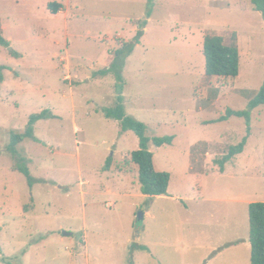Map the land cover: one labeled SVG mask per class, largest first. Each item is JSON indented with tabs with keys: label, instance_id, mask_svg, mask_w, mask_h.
Wrapping results in <instances>:
<instances>
[{
	"label": "rangeland",
	"instance_id": "obj_1",
	"mask_svg": "<svg viewBox=\"0 0 264 264\" xmlns=\"http://www.w3.org/2000/svg\"><path fill=\"white\" fill-rule=\"evenodd\" d=\"M139 21L121 78L100 76ZM227 32L240 75L208 78L204 37ZM0 34V264H251L249 205L264 203V106L250 107L264 85V19L252 0H0ZM121 94L148 138L174 137L149 145L171 175L165 197L142 195L139 139L103 113ZM44 111L55 118L10 153L11 135ZM248 131L225 174H207Z\"/></svg>",
	"mask_w": 264,
	"mask_h": 264
},
{
	"label": "trees",
	"instance_id": "obj_2",
	"mask_svg": "<svg viewBox=\"0 0 264 264\" xmlns=\"http://www.w3.org/2000/svg\"><path fill=\"white\" fill-rule=\"evenodd\" d=\"M253 9L260 13L264 19V0H252ZM54 7H57L55 5ZM147 21L138 22L139 31L136 37L129 43L124 44V48L118 52L111 68L98 73L100 76H106L109 73L117 72L118 78H121V72L125 68L127 58L134 52L137 45H140L141 39L145 34ZM0 44L9 48L10 42L0 34ZM14 56L19 54L12 52ZM203 54L205 57V73L208 78H217L225 80H233L240 75V48L238 35L236 32H227L225 36L207 34L204 37ZM119 56V57H118ZM4 68L0 66V71ZM0 80H3L1 75ZM219 92V91H218ZM216 95L217 92H216ZM264 106V85L251 101V110ZM104 115L108 119H113L120 123L121 132H134L139 139V150L130 153V161L138 170V178L141 186V193L148 198H157L168 195L171 183V175L167 172H160L156 169L154 163V154L150 151L149 145L152 144L156 148L171 145L174 137L153 138L147 137L148 126L135 118L128 116L124 109L122 94L118 97L116 106L105 109ZM250 118L249 112L229 111L227 117ZM55 118L48 111L35 114L30 117L27 130L24 134L13 133L10 137L8 151L16 154L18 146L25 139L37 140L35 137L34 125L40 120ZM226 117H222L218 122H223ZM249 125V123H248ZM249 131L242 142L236 146L230 147L229 152L221 160L214 161L219 166L220 173H224L226 164L230 163L236 156L243 153ZM111 160L106 166V170L110 169ZM29 179L32 186L30 172L26 169H19ZM249 241L251 245V264H264V203H251L249 205Z\"/></svg>",
	"mask_w": 264,
	"mask_h": 264
},
{
	"label": "crops",
	"instance_id": "obj_3",
	"mask_svg": "<svg viewBox=\"0 0 264 264\" xmlns=\"http://www.w3.org/2000/svg\"><path fill=\"white\" fill-rule=\"evenodd\" d=\"M192 173V172H191ZM207 174H212V175H218V174H220V175H223V174H225V172L224 173H218V172H216V171H212L211 173H207ZM207 174H200V175H203V176H206ZM243 174H244V176H246L247 177V179H246V182H248V184H246L245 186V188H247V189H250V188H252V181H254L255 180V178H253L254 177V174L251 172V171H245V172H243ZM171 184V183H170ZM170 188V187H169ZM169 191V190H168ZM143 195V194H142ZM162 197H165V196H162ZM157 198H159V197H157ZM155 199V198H154ZM113 207V205H109V208H112ZM146 215H148V213H146ZM249 244H250V241L248 242ZM230 245H232L233 244V242L232 243H229ZM234 245V244H233ZM251 246V245H250Z\"/></svg>",
	"mask_w": 264,
	"mask_h": 264
},
{
	"label": "water",
	"instance_id": "obj_4",
	"mask_svg": "<svg viewBox=\"0 0 264 264\" xmlns=\"http://www.w3.org/2000/svg\"><path fill=\"white\" fill-rule=\"evenodd\" d=\"M138 219H139V221H143L144 220V214L140 213ZM64 235L65 236H71V234H69V233H64Z\"/></svg>",
	"mask_w": 264,
	"mask_h": 264
}]
</instances>
